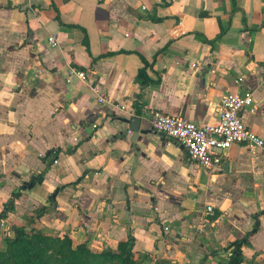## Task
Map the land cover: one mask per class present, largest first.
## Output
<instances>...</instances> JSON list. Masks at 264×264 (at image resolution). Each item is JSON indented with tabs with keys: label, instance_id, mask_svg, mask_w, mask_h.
Instances as JSON below:
<instances>
[{
	"label": "crops",
	"instance_id": "obj_1",
	"mask_svg": "<svg viewBox=\"0 0 264 264\" xmlns=\"http://www.w3.org/2000/svg\"><path fill=\"white\" fill-rule=\"evenodd\" d=\"M228 92L252 93L241 116L264 138V0H0V213L27 185L0 247L16 228L94 252L132 234L144 264H218L250 234L241 264H264V148L234 144L206 169L146 119L132 141L120 108L214 124Z\"/></svg>",
	"mask_w": 264,
	"mask_h": 264
},
{
	"label": "built area",
	"instance_id": "obj_2",
	"mask_svg": "<svg viewBox=\"0 0 264 264\" xmlns=\"http://www.w3.org/2000/svg\"><path fill=\"white\" fill-rule=\"evenodd\" d=\"M48 41L52 47L60 46L56 35H50ZM68 74V78L76 75L84 81L87 80L86 73L73 66L68 67ZM242 81L243 78L240 77L236 83ZM91 89L96 94L99 103H111L99 83H93ZM253 102L252 93L243 95L238 92H228L224 94L218 105L219 121L214 124L200 125L182 117L147 108L138 117L146 119L155 130L165 133L171 139L170 144L175 141L181 145L193 161L206 169H212L222 165L224 151L230 149L234 144L264 148V138L250 130L241 116L242 109L252 105ZM120 108L131 117L137 116L136 111L127 105H121ZM58 153V150L54 149L50 154L56 157ZM41 156L44 155L41 154ZM54 162L57 163L58 159L56 158ZM214 213V206L207 205L205 217L209 218Z\"/></svg>",
	"mask_w": 264,
	"mask_h": 264
},
{
	"label": "trees",
	"instance_id": "obj_3",
	"mask_svg": "<svg viewBox=\"0 0 264 264\" xmlns=\"http://www.w3.org/2000/svg\"><path fill=\"white\" fill-rule=\"evenodd\" d=\"M105 54L101 57L108 56ZM100 57V58H101ZM138 74V81L142 87L153 82L148 73V62ZM136 114L140 115L145 109L144 105H136ZM26 186L13 192L5 209L0 213V221L8 216L15 208V202L20 198ZM46 212L45 210L40 211ZM40 215V214H39ZM248 234L243 240L236 241L230 246V264L242 263V246L248 241ZM135 238L132 234L127 240L121 241L117 250L106 249L102 252L92 251L88 243L74 245L68 234L61 236H48L35 230L16 228L13 237L5 239V246L0 247V264H142L135 252ZM159 264H173L162 262Z\"/></svg>",
	"mask_w": 264,
	"mask_h": 264
},
{
	"label": "water",
	"instance_id": "obj_4",
	"mask_svg": "<svg viewBox=\"0 0 264 264\" xmlns=\"http://www.w3.org/2000/svg\"><path fill=\"white\" fill-rule=\"evenodd\" d=\"M124 121L130 124L129 129L134 132V137H133L132 141H136L140 134H142V133L144 134L147 132V130L141 128L142 118H140L138 116H133V117H131V119H124ZM161 134L163 136H166V134L163 132H161ZM58 192H59V189H57V191L54 193V195H53L54 198L56 197ZM258 223H259V217L257 216V224ZM233 264H237V263H233Z\"/></svg>",
	"mask_w": 264,
	"mask_h": 264
},
{
	"label": "rangeland",
	"instance_id": "obj_5",
	"mask_svg": "<svg viewBox=\"0 0 264 264\" xmlns=\"http://www.w3.org/2000/svg\"><path fill=\"white\" fill-rule=\"evenodd\" d=\"M231 245V244H230ZM228 246L227 248H225L226 250L228 249V248H230L231 246ZM228 257H229V259H225V258H223L218 264H230V258H231V255H228ZM139 261H141V263L142 264H144L143 263V260H141V258H137ZM172 263V262H171ZM174 264V263H173Z\"/></svg>",
	"mask_w": 264,
	"mask_h": 264
}]
</instances>
